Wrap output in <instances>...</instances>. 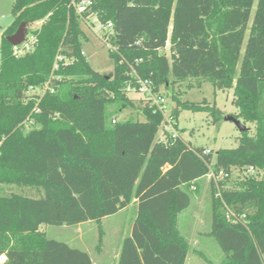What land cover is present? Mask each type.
Returning a JSON list of instances; mask_svg holds the SVG:
<instances>
[{
  "label": "trees",
  "instance_id": "trees-1",
  "mask_svg": "<svg viewBox=\"0 0 264 264\" xmlns=\"http://www.w3.org/2000/svg\"><path fill=\"white\" fill-rule=\"evenodd\" d=\"M94 13L113 26L117 52L109 50V75L88 63L71 0L14 2V21L0 43V186L43 195H0V259L6 258L0 264H94L41 227L94 222L101 229L103 219L134 201L136 218L118 264H188L190 248L178 228V216L191 206L188 189L212 164L216 174L264 171V0H94L86 16ZM23 23L36 42L17 57L7 38ZM131 65L157 93L202 82L233 89L239 109L233 117L254 123L255 134L248 128L238 147L205 154L179 137L162 141L164 114L147 104L143 121L113 124L136 107L126 90L136 85ZM39 88L42 96L31 94ZM175 100L177 117L187 110L221 120L222 111L208 101ZM243 186L223 189L220 182L216 197L211 182V236L225 254L221 264H264V179Z\"/></svg>",
  "mask_w": 264,
  "mask_h": 264
},
{
  "label": "rangeland",
  "instance_id": "rangeland-1",
  "mask_svg": "<svg viewBox=\"0 0 264 264\" xmlns=\"http://www.w3.org/2000/svg\"><path fill=\"white\" fill-rule=\"evenodd\" d=\"M15 0H0V43L4 31L13 23V5ZM94 17L89 20L88 26L84 23L81 28L87 37L83 40V50L88 63L97 72L109 75L114 69V60L109 54L108 46L100 38L103 34L97 30V23L93 22ZM35 25L33 28H37ZM22 54V53H21ZM170 56L169 45L166 51ZM1 68V52H0ZM190 83L196 86V81ZM31 94L43 95L42 88L32 90ZM129 97L135 102V108H128L117 114L114 118L117 121H143L141 107L145 104L143 97L130 91ZM160 98L163 106L165 124L159 132V138L167 140L166 137L174 138L177 136L193 148L202 147L217 153L220 149H233L238 147L241 132L237 126L227 119L236 116L239 109L232 104L234 90L226 92L216 91L209 82H202L201 87L189 89L186 84L175 85L170 88L162 87L156 95ZM190 101L201 103L204 100L210 105L217 106L222 111L221 120L214 123L213 118L207 112L182 111L176 116L177 102ZM240 122L249 128L250 135L255 134L256 126L254 123ZM168 121V122H167ZM223 189H241L247 179H264V171H250L248 168L232 169L227 176H221ZM191 196V206L178 216V228L181 235L189 245L188 264H221L225 259V254L219 247L216 240L211 236L212 229V187L211 180L207 176L201 179L197 185L188 189ZM20 194L30 198H39L43 195L39 191L30 187H17L4 185L0 186V195L8 196ZM137 214V204L132 202L123 212L108 217L102 221L101 229L94 222L84 223L78 226H46L41 230L46 232L49 239L64 242L72 248L80 249L88 253L91 259L100 262L97 249L106 251L104 260L110 264L113 254L122 244V239L129 235L132 221ZM99 249V250H100ZM5 257H1L3 263Z\"/></svg>",
  "mask_w": 264,
  "mask_h": 264
},
{
  "label": "built area",
  "instance_id": "built-area-1",
  "mask_svg": "<svg viewBox=\"0 0 264 264\" xmlns=\"http://www.w3.org/2000/svg\"><path fill=\"white\" fill-rule=\"evenodd\" d=\"M93 4H94V0H71V6L75 10L76 14L80 17L82 23L88 26L89 20L92 17H94L93 22L97 23L96 25L97 30H101L103 32L100 38L108 46L110 51L117 52V48L114 47L110 41L111 38L114 36L112 24L109 23L107 26H103L99 22L96 13L86 16L87 11L91 9ZM35 42H36L35 37L27 36L23 44H21L20 46L14 47V54L17 57L26 55L28 52H30L33 49ZM59 60H63V58L60 57ZM138 63L139 62L136 61V64ZM130 67H131L130 75L132 79H134L136 85L134 86L132 84H129V86L126 89L127 92L129 93L130 91H133V92L139 93L143 97L145 104H147L150 108H155L156 110L163 112L162 102L160 101V98L156 96L157 92H155L152 82L147 79H142L133 65H131ZM55 68H58V65H56ZM51 92L53 93L54 91L51 90ZM116 121L117 120H113L112 123L115 124ZM173 137L177 138V136H173ZM209 153H210V150H205V154H209ZM212 167H213V164L210 166V173L208 174V177L210 178L211 182L214 183L217 189L216 197H221V192H220V189H221L220 182L222 180L221 176H224V175L227 176V173L221 170L218 174H216L212 170ZM248 169L250 171H254L253 167H250ZM227 218L230 221L233 220L234 218V214L229 209H227Z\"/></svg>",
  "mask_w": 264,
  "mask_h": 264
},
{
  "label": "water",
  "instance_id": "water-1",
  "mask_svg": "<svg viewBox=\"0 0 264 264\" xmlns=\"http://www.w3.org/2000/svg\"><path fill=\"white\" fill-rule=\"evenodd\" d=\"M27 36H28V26L26 23H23L21 24L17 32L14 35L8 37L7 40L13 47H17L25 42ZM227 120L233 122L240 130L241 134L245 133L248 130V128L244 126L240 122V120L234 118L233 116L229 117Z\"/></svg>",
  "mask_w": 264,
  "mask_h": 264
},
{
  "label": "crops",
  "instance_id": "crops-1",
  "mask_svg": "<svg viewBox=\"0 0 264 264\" xmlns=\"http://www.w3.org/2000/svg\"><path fill=\"white\" fill-rule=\"evenodd\" d=\"M134 203L135 204H137V202L136 201H134ZM124 211V210H123ZM123 211H120L119 213H121V212H123ZM118 213V214H119ZM117 215V214H116ZM108 218V217H107ZM136 218V217H135ZM106 219V218H105ZM104 220V219H103ZM134 221H135V219L132 221L133 223H134ZM133 223H132V226L130 227V231H129V235L131 234V231H132V227H133ZM82 225V224H81ZM85 225V224H84ZM129 235H127V236H129ZM126 237H124L123 239H122V242H123V240L125 239ZM122 245V244H121ZM100 249V248H99ZM99 249H97V255H98V259L100 260V262H97V261H95L94 259H92V261H93V263L94 264H105L106 262H109V261H105L104 260V255H106V251H101V249L99 250ZM120 251H121V247H120V245H119V247H118V250L113 254V259H112V261H111V263L110 264H118V260H119V255H120ZM6 260V259H5Z\"/></svg>",
  "mask_w": 264,
  "mask_h": 264
}]
</instances>
